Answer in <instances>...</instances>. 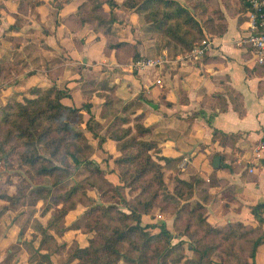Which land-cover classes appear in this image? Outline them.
I'll return each instance as SVG.
<instances>
[{
    "label": "crops",
    "instance_id": "crops-1",
    "mask_svg": "<svg viewBox=\"0 0 264 264\" xmlns=\"http://www.w3.org/2000/svg\"><path fill=\"white\" fill-rule=\"evenodd\" d=\"M88 1L93 2L0 0V61L20 59L22 70L10 71L16 83L3 82L0 98L9 89L24 92L30 86L55 84L71 89V96L61 99L64 104L80 106L87 81L93 78L90 102L101 105L99 91H110L117 99L115 105L126 104L127 114L139 115L150 127L142 138L155 141L156 155L180 158L172 174L189 179L199 173L211 182L212 198L205 204L208 222L239 219L256 225L251 205L264 202V64L255 63L251 48L239 42L248 32L247 0H178L199 21L210 43L207 50L193 59L176 51L173 44L163 43L156 55L164 59L162 65L135 71L129 67L130 57L119 60L114 48H106L110 42L124 40L125 28L118 29L116 19L107 33L94 30L91 21H81L80 5L93 4ZM122 14L131 23L138 15L128 8ZM130 40L132 36L125 38ZM236 94L243 114L233 106L234 100L239 103ZM214 128L237 138L226 143L213 140ZM103 144L108 148L118 142L108 137ZM216 152L223 156L218 168L212 166ZM142 218L144 223L164 220L168 226L172 222V215L164 212ZM73 236L83 245L79 234ZM12 239L0 237V264H43L44 260L30 258L21 238L16 244ZM259 248L264 243L258 246L256 261ZM42 257L50 258V264L66 263L47 253Z\"/></svg>",
    "mask_w": 264,
    "mask_h": 264
},
{
    "label": "trees",
    "instance_id": "trees-1",
    "mask_svg": "<svg viewBox=\"0 0 264 264\" xmlns=\"http://www.w3.org/2000/svg\"><path fill=\"white\" fill-rule=\"evenodd\" d=\"M106 2L110 9L115 4L114 0H106ZM122 4L138 13L147 10V15L155 20L160 17L161 20H165L164 33L172 38L176 51L186 52L205 38L199 21L178 0H123ZM80 8L84 10L82 22L91 21L94 30H101L104 33L110 30L111 23L115 19L113 16L107 17L101 4L90 7L84 3ZM106 48H114L119 60L128 57L133 61L138 59L135 55V45L128 41L110 42ZM7 64L10 65L0 61V72L22 71L12 67L9 70L5 69ZM70 90L68 86L59 88L55 84L45 88L36 86L32 92L33 97L24 96L23 101L16 98L0 106V138L15 142L16 158L21 165L29 168L34 175L51 177L54 186L61 184L72 166L92 165L88 167L86 183L107 194L111 192L109 198L117 197L126 208V210L121 209L113 201L107 204L90 201L88 204L91 202L93 204L80 215V218L66 225L64 229H80L83 233H89L95 230L94 223L88 222V217H91V221L96 225L101 220L107 221L106 230L99 233L96 230L99 236H89L85 245L77 244L63 262L76 260L72 264H118L119 259L123 258L127 262L137 264H157V259L161 258L163 264L167 262L165 257L181 248L184 242L180 238L173 243L172 238L186 235L190 240L189 247L199 252V259L193 261L188 258L179 263L180 258H175L172 260L173 263L212 264L209 258L212 249L219 248L223 242H229L230 247H234L236 240L240 239L247 243V257L228 263L222 261L220 264H257L258 246L264 243L262 227L264 202L251 205V211L257 220L256 225L239 219L210 223L206 219L205 204L212 198V194L208 192L211 182L200 178L199 173L191 175L189 179L175 176L171 193H168V190L165 198H161L159 192L166 189L164 171L175 168L180 158L163 155L154 157L152 150L156 146L155 141L142 138L150 131V127L141 122L139 115L131 117L127 114L126 104H122V113L110 115V123L113 127L109 125L111 129H108V132L102 134L93 130L89 125L90 120L95 119L90 111L92 104L90 101L85 103V108L67 105L61 101L62 97L71 96ZM99 95L102 99L104 97L105 103L110 104L112 100L117 102L113 95L109 100H105V96H108L105 93L99 91ZM235 97H238L239 103L234 100L233 106L239 114H243L240 95L236 94ZM81 109L89 113L85 124L92 129L98 146L109 137L118 142L120 149L124 151L115 159L119 164L118 183L108 178L94 159L79 158L78 153L83 151V147L76 140L81 137V131L75 129L72 123L76 121ZM106 116L107 114L104 113V117ZM236 138L237 134H227L217 128H214L212 134L213 140L224 143L233 142ZM261 140L264 149V135ZM39 146L46 148L48 154L41 153ZM216 154L220 155L221 160L223 159L221 153L216 152L214 155ZM125 188L127 196H123L122 193ZM74 189L66 191L63 200L68 198ZM36 190L40 194L44 191L47 194L51 193L41 188ZM136 190L139 191L135 199L131 193ZM195 195L197 198H193ZM192 199L195 200L193 206L190 205ZM57 202H61L60 198ZM74 207V203L67 206L63 203L59 212L64 215ZM156 210L172 215L171 225L175 232L167 227L164 220L143 222V215H153ZM123 244L126 246L125 251L122 249ZM127 250L136 254L131 256ZM227 252L231 254V251Z\"/></svg>",
    "mask_w": 264,
    "mask_h": 264
},
{
    "label": "rangeland",
    "instance_id": "rangeland-1",
    "mask_svg": "<svg viewBox=\"0 0 264 264\" xmlns=\"http://www.w3.org/2000/svg\"><path fill=\"white\" fill-rule=\"evenodd\" d=\"M92 1L93 2H88L93 4H88L86 2L88 6L93 7L95 5L103 3L106 0ZM114 1L115 4L111 9L109 8V5H103L102 7L106 12L107 17L113 16L114 19L117 20L119 24V26H117L118 29L120 27L125 28L126 35L124 34V32L122 35L124 37V40L128 36L133 37V40H130V43L135 45V55L138 56V59L146 57H156L158 48L159 46L163 45V43H170L174 46V41L172 40V38L164 33L165 20H161V17L158 18V20L153 19V17L147 15V10L138 13L132 9L138 15L134 17L132 23L125 21L122 10L128 7L122 4L123 0ZM120 8L122 10H120ZM109 10L110 14L108 13ZM116 10L117 15L115 16L114 11ZM82 11L84 12V10ZM129 32H131V34ZM142 44L144 45V52ZM132 61L129 62L131 71L138 70L137 67L133 65V62L135 60L133 62ZM2 62L10 63L9 66L7 64V66L4 67L8 70L10 67L16 68L17 70L20 66V59L15 60V62L13 63L8 61ZM9 74L10 72L7 71L0 72V85H2L3 82H6V84L10 82L16 83V81H14L16 80V77H14V75L10 76ZM93 83V78H90L87 81L86 94H82L84 100L80 105L83 108H85L86 106L85 103L89 101L88 99L90 98V92L94 87ZM34 87L36 86H30L27 89H24V92H20L18 90L10 91V89L6 90L3 92L0 100L4 102L3 104H5L6 102H12L16 98H20L22 99L21 101H23L24 96H34V94H32ZM103 93L108 95L105 96V100H109L110 98H112V94L110 91H103ZM103 99L101 105L91 102L92 104L90 106V111L93 113L94 117L97 114L98 118L91 119L89 125L93 128V130L100 133L108 132L111 127H113V125H111L110 123V115H113L115 113L118 115L119 113H122L121 103L115 105L116 102L112 100L111 103L108 104L109 102L105 103ZM113 102L115 104H113ZM3 104H0V106ZM104 113L107 114L106 117H104ZM76 117V121H79L80 119V122L75 121L72 123V125L75 129L81 131V137H78L76 141H78V143L83 147V151L78 153L79 158L94 159L103 168L104 174L108 178L112 179L114 183H118L119 180L117 181L116 175L118 172L119 164L115 159L119 157L121 152H124L120 149V144L116 146L114 144L108 148H105L107 146H104V144L98 146L96 143L97 139L92 134V129H90L85 124V121H87L89 117L88 112L82 110L80 111L79 116L77 115ZM109 125L111 126L110 129ZM15 146L16 145L13 140H3L2 138H0V237H12V242L14 244H16V242H19L18 238H21L20 242L25 243V247L30 249V258L32 260H36L40 263L42 260H44L43 264L45 262H47V264H50L52 263L50 261V258L46 259L42 257V253H47L48 255H53L55 259L59 263H61L64 259L68 258L69 253L78 244L73 235L79 234L81 243L85 245L89 236L98 237L99 232L105 231L107 221L101 220L96 225L95 222L91 221V217H88V222L92 224L94 223L93 225L95 226V230H92L89 233H83L80 229H75V231H72L74 229H64L66 225L71 224L73 221H77L80 218V215L93 203L98 202L107 204L109 201H113L121 209L126 210V208L121 203V200H119L117 197L111 199L109 198L108 195L111 192L107 194L106 192H102L86 183L85 177L89 173L88 167H92V165L79 164L72 166L69 170V174L66 175L64 179H62L63 181L61 182V184L54 186L52 185L53 179L51 177L34 175V173L29 168H27L25 165H21L17 161ZM39 150L41 153L48 154V150L42 146H39ZM152 153L154 154V157L158 156L154 153V150H152ZM176 168L179 167H177L176 165ZM180 170L183 171L184 169L182 168ZM172 172L174 173V169L170 171H167V169H165L164 171L166 189L159 192L161 198H165V195H167L166 191L169 190L168 193H171V187L173 183H175L174 178L175 176H177L176 174H172ZM37 188L48 190L51 193L47 194L44 191L41 193V196V194L36 190ZM73 188L75 189L73 190L71 195L63 200L64 195H66L67 193L66 191ZM122 191L123 196L128 195L126 188ZM138 191L139 190H136L131 193L133 198H137L136 195ZM59 198L61 202H57ZM90 201H92L93 203L91 202L90 204H88ZM63 203L65 206L74 203L75 207L69 209L64 215L60 214L59 208ZM194 204L195 200H190V205L193 206ZM157 212L159 211L156 210L151 216H156ZM171 223L172 222L169 221L167 227L171 231L175 232V229L172 227ZM96 230L98 231L97 234ZM151 231H157V229H151ZM180 238L184 241L181 248L175 250L174 253L166 256L165 260L167 262L163 264H176L172 261L175 258H180L179 263H182L185 259L188 258L192 259L193 261H197L199 259V252L189 247L190 240L186 235H181V237L175 236L172 238V242L175 243ZM122 249L124 251L126 250V246L124 244L122 245ZM227 251H231V254ZM127 253L131 256L136 254V252L130 250H127ZM246 253L247 243L241 241L240 239H237L234 247H230L229 242H223L219 248L215 247L214 249H212L210 251L209 258L213 262L212 264H220L222 261L228 263L247 257ZM257 257L258 258L256 263L264 264V248H259V254ZM247 259L250 260V258ZM122 263L137 264L136 262H127L123 258H120L118 264ZM64 264H67V262ZM157 264H161V258L157 259Z\"/></svg>",
    "mask_w": 264,
    "mask_h": 264
},
{
    "label": "built area",
    "instance_id": "built-area-1",
    "mask_svg": "<svg viewBox=\"0 0 264 264\" xmlns=\"http://www.w3.org/2000/svg\"><path fill=\"white\" fill-rule=\"evenodd\" d=\"M247 2L249 8L248 32L239 42H244L251 48L255 63L264 64V0H247ZM209 44V41L204 38L199 44L186 51V54L193 59H198L205 53ZM163 62L164 59L161 56L146 57L135 60L133 65L140 70L160 66ZM159 81L156 79V82Z\"/></svg>",
    "mask_w": 264,
    "mask_h": 264
},
{
    "label": "water",
    "instance_id": "water-1",
    "mask_svg": "<svg viewBox=\"0 0 264 264\" xmlns=\"http://www.w3.org/2000/svg\"><path fill=\"white\" fill-rule=\"evenodd\" d=\"M220 165V155L219 154H216L214 155L213 159H212V166L214 168H218Z\"/></svg>",
    "mask_w": 264,
    "mask_h": 264
}]
</instances>
